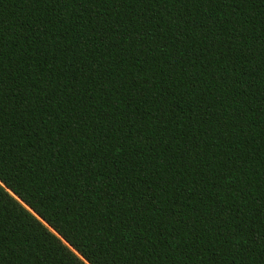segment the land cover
I'll list each match as a JSON object with an SVG mask.
<instances>
[{"label": "trees", "instance_id": "1", "mask_svg": "<svg viewBox=\"0 0 264 264\" xmlns=\"http://www.w3.org/2000/svg\"><path fill=\"white\" fill-rule=\"evenodd\" d=\"M0 90L2 264H261L264 0H0Z\"/></svg>", "mask_w": 264, "mask_h": 264}, {"label": "snow or ice", "instance_id": "2", "mask_svg": "<svg viewBox=\"0 0 264 264\" xmlns=\"http://www.w3.org/2000/svg\"><path fill=\"white\" fill-rule=\"evenodd\" d=\"M48 2L50 4H55V3H59L60 0H48ZM94 70L95 69H93V71ZM76 71H80V69H76ZM3 91L4 90H0V97H2ZM177 119H179V117H177ZM45 128L47 129L45 134L50 138L51 134H52V129L48 128L47 122H45ZM36 131H37V135H39V132L41 131V129H39V127L37 126ZM9 179L10 178L3 171V157L0 156V180L7 182ZM262 251H264V249H262ZM86 255H87V253H86ZM88 258L91 261V264H100L99 259L92 260L91 256H89ZM69 260H71V257H69ZM2 261H3V247L0 246V264H2ZM261 264H264V256L261 257Z\"/></svg>", "mask_w": 264, "mask_h": 264}]
</instances>
